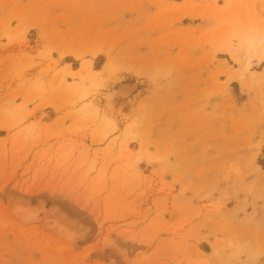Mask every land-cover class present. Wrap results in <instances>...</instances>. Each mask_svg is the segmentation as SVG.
<instances>
[{
	"label": "rangeland",
	"instance_id": "1",
	"mask_svg": "<svg viewBox=\"0 0 264 264\" xmlns=\"http://www.w3.org/2000/svg\"><path fill=\"white\" fill-rule=\"evenodd\" d=\"M263 46L264 0H0V264H264Z\"/></svg>",
	"mask_w": 264,
	"mask_h": 264
},
{
	"label": "bare ground",
	"instance_id": "2",
	"mask_svg": "<svg viewBox=\"0 0 264 264\" xmlns=\"http://www.w3.org/2000/svg\"><path fill=\"white\" fill-rule=\"evenodd\" d=\"M263 39H258L257 44L261 46ZM40 43L38 42L34 47H38ZM250 48H254V42L251 40H246L245 42V53L247 54L250 50ZM255 51L254 55L259 58H264V46L260 48V50L253 49ZM249 56L246 57V65L248 66ZM137 89V84L135 83H123L119 85L116 89H113L112 93L110 94V101L111 100H121L125 99L130 95V93ZM158 165V164H157ZM158 166H154V168H157Z\"/></svg>",
	"mask_w": 264,
	"mask_h": 264
}]
</instances>
